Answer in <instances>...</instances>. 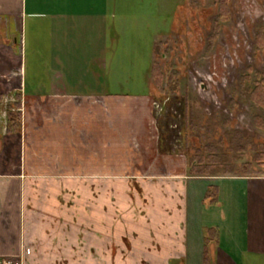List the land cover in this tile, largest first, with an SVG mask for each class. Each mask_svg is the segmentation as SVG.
<instances>
[{
	"label": "crops",
	"instance_id": "1",
	"mask_svg": "<svg viewBox=\"0 0 264 264\" xmlns=\"http://www.w3.org/2000/svg\"><path fill=\"white\" fill-rule=\"evenodd\" d=\"M117 5L0 0V67L19 71L0 78V96L22 115L20 132L0 131V260L203 264L212 230L215 264H264V177L112 174L113 117L123 133L150 131L152 97L145 81L141 95L107 92ZM117 99L139 111L120 119Z\"/></svg>",
	"mask_w": 264,
	"mask_h": 264
},
{
	"label": "rangeland",
	"instance_id": "2",
	"mask_svg": "<svg viewBox=\"0 0 264 264\" xmlns=\"http://www.w3.org/2000/svg\"><path fill=\"white\" fill-rule=\"evenodd\" d=\"M112 1H118L126 18L119 52L108 56L107 92L141 95L145 81L152 95L151 100H142L150 105V131L123 133L120 120L113 117L112 174L187 173L190 157L197 148L185 141L184 103L194 105L195 125L205 134H242L240 140H229L230 153L228 148L220 149L221 155H229L225 159L241 163L252 158L260 149L259 141L264 140V130L254 122L263 111L249 97L257 75L264 70V50H259L255 42L259 30L264 31V0H228L229 20L220 25L216 24V0ZM113 29L117 27L113 25ZM4 40L0 38V46ZM154 62L163 76L161 89L152 84L150 66ZM18 72L3 65L0 78ZM138 101L141 100L132 102ZM16 102H5L0 131L3 123L8 124L7 109ZM132 102L113 100V110L118 109L120 119L122 114L130 115V110L139 111ZM241 145L246 146L242 155L237 152ZM137 161L145 164H135ZM254 171L261 172L250 173L256 174Z\"/></svg>",
	"mask_w": 264,
	"mask_h": 264
},
{
	"label": "trees",
	"instance_id": "3",
	"mask_svg": "<svg viewBox=\"0 0 264 264\" xmlns=\"http://www.w3.org/2000/svg\"><path fill=\"white\" fill-rule=\"evenodd\" d=\"M218 5V17L217 25L222 22L229 20V3L228 0H216ZM255 42L259 50H264V31L259 30L256 35ZM159 75L161 77H159ZM151 77L153 81V86L157 89H161V80L163 76L161 75V69L159 65L154 62L151 66ZM249 97L253 105L262 110V116L255 117V126L260 130H264V70L262 73L257 75V80L254 81L253 87L250 89ZM4 102L2 96H0V114L4 110ZM16 108L17 111L12 109ZM21 108V103L17 101L7 109V133L16 134L21 130L22 116L21 112L18 111ZM184 119L186 121L185 127V141L186 143H192L195 149L193 156L189 160L188 174L192 177H264V140L259 141L257 146L260 147L256 150L255 155L252 158L247 159L245 162L239 163L236 159L230 160L225 159L226 154L221 155L220 149L228 148L227 152L230 153L229 140L230 139H241L243 136L239 131H235L233 134L226 132L220 133L215 131L211 133L208 131L206 134L194 122V105L189 103H184ZM203 145H202V143ZM246 146L241 145L238 147V153L242 155L246 151ZM255 150V149H252ZM203 152V153H202ZM205 152V153H204ZM253 170H260L256 174L250 173ZM215 192L213 190L208 193V200L210 203L216 202L213 197ZM211 198V199H210ZM212 230H209L205 235V253H204V263L203 264H215L213 260V255L210 251L209 244L212 242L217 243L218 241H213Z\"/></svg>",
	"mask_w": 264,
	"mask_h": 264
},
{
	"label": "built area",
	"instance_id": "4",
	"mask_svg": "<svg viewBox=\"0 0 264 264\" xmlns=\"http://www.w3.org/2000/svg\"><path fill=\"white\" fill-rule=\"evenodd\" d=\"M0 264H22V262L14 261L13 259L0 260Z\"/></svg>",
	"mask_w": 264,
	"mask_h": 264
}]
</instances>
